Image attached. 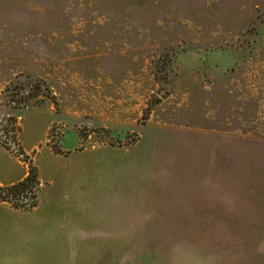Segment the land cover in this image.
I'll use <instances>...</instances> for the list:
<instances>
[{"label":"rangeland","instance_id":"374dc122","mask_svg":"<svg viewBox=\"0 0 264 264\" xmlns=\"http://www.w3.org/2000/svg\"><path fill=\"white\" fill-rule=\"evenodd\" d=\"M31 167L62 264H264V0H0V185Z\"/></svg>","mask_w":264,"mask_h":264},{"label":"crops","instance_id":"0c3cea01","mask_svg":"<svg viewBox=\"0 0 264 264\" xmlns=\"http://www.w3.org/2000/svg\"><path fill=\"white\" fill-rule=\"evenodd\" d=\"M41 207L42 203L40 208L38 204L33 211H26L37 218L30 223L20 220L23 211L13 208L0 211V264H62L61 257L52 258L48 251L53 246L57 248L54 239L62 235L63 222L56 209Z\"/></svg>","mask_w":264,"mask_h":264},{"label":"trees","instance_id":"16d2710c","mask_svg":"<svg viewBox=\"0 0 264 264\" xmlns=\"http://www.w3.org/2000/svg\"><path fill=\"white\" fill-rule=\"evenodd\" d=\"M40 186L38 172L31 167L22 180L10 185H0V203L8 204L15 210L31 211L38 206Z\"/></svg>","mask_w":264,"mask_h":264}]
</instances>
